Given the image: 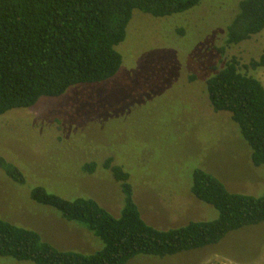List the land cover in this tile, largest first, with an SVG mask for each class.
<instances>
[{
	"label": "rangeland",
	"instance_id": "1",
	"mask_svg": "<svg viewBox=\"0 0 264 264\" xmlns=\"http://www.w3.org/2000/svg\"><path fill=\"white\" fill-rule=\"evenodd\" d=\"M239 1L203 0L166 18L133 11L126 38L116 47L122 64L114 78L74 86L59 98L0 116V158L25 179L19 185L0 167V217L36 232L57 251L94 254L103 248L99 239L36 204L30 194L41 187L68 201L92 199L118 217L123 194L103 168L108 159L129 175L141 218L162 230L218 217L190 192L196 169L229 192L264 195V167L252 166L237 126L230 114L212 110L205 85L236 59L241 72L264 87V64L249 67L264 57V30L238 45L226 44ZM89 163L95 172L83 173ZM0 264L30 263L0 258ZM126 264H264V222L203 249L162 259L137 256Z\"/></svg>",
	"mask_w": 264,
	"mask_h": 264
},
{
	"label": "trees",
	"instance_id": "2",
	"mask_svg": "<svg viewBox=\"0 0 264 264\" xmlns=\"http://www.w3.org/2000/svg\"><path fill=\"white\" fill-rule=\"evenodd\" d=\"M203 0H0V116L29 109L42 98H59L78 85L107 82L122 64L116 47L124 42L133 11L153 18L185 13ZM226 30V44L235 46L264 30V0H243ZM249 63L252 70L263 66ZM232 59L206 81L215 113L230 114L249 147L254 167H264V87L244 74ZM0 167L15 183L22 172L0 158ZM121 187L123 206L114 217L92 199L64 200L37 187L36 204L55 209L61 217L85 228L103 248L91 255L57 251L34 231L0 217V258L30 264H126L137 256L165 258L219 243L229 233L264 222V195L229 192L209 173H192L190 192L218 213L213 221L189 222L167 230L148 225L132 199L129 175L104 163ZM94 163L81 171L95 172Z\"/></svg>",
	"mask_w": 264,
	"mask_h": 264
}]
</instances>
